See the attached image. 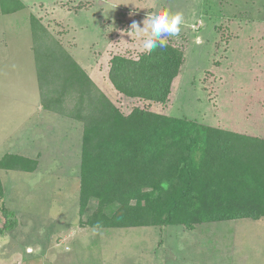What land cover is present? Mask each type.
<instances>
[{"label": "rangeland", "instance_id": "rangeland-1", "mask_svg": "<svg viewBox=\"0 0 264 264\" xmlns=\"http://www.w3.org/2000/svg\"><path fill=\"white\" fill-rule=\"evenodd\" d=\"M32 4L0 10V159L12 154L26 167L0 169V227L9 222L0 233V264H264V217L97 233L80 225L83 123L72 111L53 112L52 93L41 97L29 17L34 12L123 114L138 106L264 138V0H57L50 13ZM162 10L184 15L179 35L168 37L183 64L165 103L128 98L108 78L110 59L137 58L131 23L143 27ZM96 208L89 201L84 216Z\"/></svg>", "mask_w": 264, "mask_h": 264}, {"label": "trees", "instance_id": "trees-1", "mask_svg": "<svg viewBox=\"0 0 264 264\" xmlns=\"http://www.w3.org/2000/svg\"><path fill=\"white\" fill-rule=\"evenodd\" d=\"M24 6L21 0H0L3 14ZM29 17L30 49L41 97L52 93L53 112L67 115L66 110L72 111L70 116L83 123L81 226L93 228L100 221L102 228H193L209 222L264 217V138L138 106L123 114L79 62L51 38L41 20L33 14ZM138 57L139 62L114 55L110 82L128 98L165 103L183 64L182 51L168 43L163 52H140ZM68 102L73 107H68ZM42 104L50 106L45 99ZM16 159L12 154L4 155L0 169L25 170V163L22 166ZM3 196L0 181V202ZM91 200L97 208L85 217L84 209ZM114 204L116 210L106 215L105 209ZM8 225L6 220L0 233Z\"/></svg>", "mask_w": 264, "mask_h": 264}, {"label": "clouds", "instance_id": "clouds-1", "mask_svg": "<svg viewBox=\"0 0 264 264\" xmlns=\"http://www.w3.org/2000/svg\"><path fill=\"white\" fill-rule=\"evenodd\" d=\"M143 27L133 21L128 35L140 42V52L151 55L157 49L163 52L168 45V37L178 36L184 24V15L181 11L162 10L157 14L148 15L143 20ZM139 62V57H137ZM102 229L100 221L93 226V233ZM43 230H41L42 234Z\"/></svg>", "mask_w": 264, "mask_h": 264}, {"label": "crops", "instance_id": "crops-1", "mask_svg": "<svg viewBox=\"0 0 264 264\" xmlns=\"http://www.w3.org/2000/svg\"><path fill=\"white\" fill-rule=\"evenodd\" d=\"M35 2H37L38 4V9H40L39 8V5L40 6H43V9L44 8H46L47 6H48V9L46 10L48 13H50L51 11H53V9L51 8V7H53L54 6V4H55V2H57V0L56 1H54V2H52V3H50V2H48V3H45L43 0H34ZM34 1H32V0H29L28 2H26L25 0H22V2H23V4L26 6V7H30L31 6V4H32V2H34ZM32 6L34 7V4H32ZM42 8V7H41ZM51 8V9H50ZM60 9V8H59ZM35 11H37V10H35ZM54 12H55V10H54ZM32 13H34V12H29V15L30 14H32ZM35 13H37V12H35Z\"/></svg>", "mask_w": 264, "mask_h": 264}]
</instances>
